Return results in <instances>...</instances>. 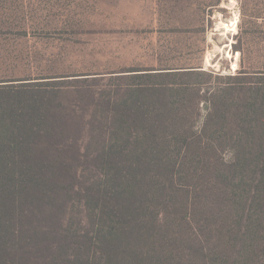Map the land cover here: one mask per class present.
Here are the masks:
<instances>
[{"label": "trees", "instance_id": "16d2710c", "mask_svg": "<svg viewBox=\"0 0 264 264\" xmlns=\"http://www.w3.org/2000/svg\"><path fill=\"white\" fill-rule=\"evenodd\" d=\"M244 32L240 28L239 39ZM235 51L241 68L216 76L219 82L206 83L203 72L187 68L116 76L114 96L104 102L114 104L107 111V119L114 117V141H103L101 184L91 186L96 201L113 200L114 226L91 239L104 251L94 259L87 255L84 264H264V68L245 66L242 47ZM40 102L17 108L35 116L34 124L0 123V264L31 263L18 244L22 207L58 192L59 177L46 169L53 161L21 159L35 134L55 129L47 125L49 105ZM36 122L45 129L32 127ZM37 165L45 170H33ZM97 216L105 217L103 208ZM27 231L36 235L31 226ZM46 249L55 255L58 248ZM65 261L82 264L74 256Z\"/></svg>", "mask_w": 264, "mask_h": 264}, {"label": "rangeland", "instance_id": "374dc122", "mask_svg": "<svg viewBox=\"0 0 264 264\" xmlns=\"http://www.w3.org/2000/svg\"><path fill=\"white\" fill-rule=\"evenodd\" d=\"M233 18L234 31L218 25ZM235 47H242L245 66L264 68V0H0V123L34 124L35 116L17 109L34 100L49 105L47 125L55 126L48 135L35 134L33 147L21 155L32 162L48 157L53 163L46 169L60 179L55 196L30 198L22 207L18 244L25 258H33L30 264H67L69 256L84 264L87 255L94 259L104 251L91 239L112 231L113 200L96 201L91 186L101 184L103 141H114V117L107 119L114 104L104 102L114 96L116 76L187 68L203 72L206 83L219 82L216 76L234 75L242 66ZM66 86L67 91L57 90ZM44 89L54 91L44 94ZM67 147L70 152H62ZM21 169L27 164L16 170ZM30 226L35 236L27 231ZM51 245L58 248L55 255L46 249Z\"/></svg>", "mask_w": 264, "mask_h": 264}, {"label": "bare ground", "instance_id": "6f19581e", "mask_svg": "<svg viewBox=\"0 0 264 264\" xmlns=\"http://www.w3.org/2000/svg\"><path fill=\"white\" fill-rule=\"evenodd\" d=\"M221 26L225 31H234L236 27V18L231 19L228 23H220L218 24Z\"/></svg>", "mask_w": 264, "mask_h": 264}]
</instances>
